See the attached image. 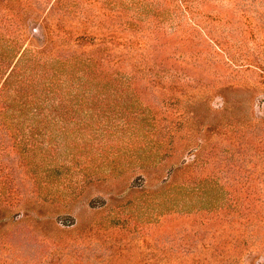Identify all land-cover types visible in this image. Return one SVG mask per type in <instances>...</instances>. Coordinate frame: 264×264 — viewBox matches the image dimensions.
I'll return each mask as SVG.
<instances>
[{"label": "rangeland", "instance_id": "374dc122", "mask_svg": "<svg viewBox=\"0 0 264 264\" xmlns=\"http://www.w3.org/2000/svg\"><path fill=\"white\" fill-rule=\"evenodd\" d=\"M0 264H264V0H0Z\"/></svg>", "mask_w": 264, "mask_h": 264}, {"label": "trees", "instance_id": "16d2710c", "mask_svg": "<svg viewBox=\"0 0 264 264\" xmlns=\"http://www.w3.org/2000/svg\"><path fill=\"white\" fill-rule=\"evenodd\" d=\"M32 87H30V89H31ZM31 93H33V92H31ZM35 97L37 96V93H36V91H35ZM32 99L33 98H31V99H29L30 100V102L28 103V104H30V105H28V106H26V107H24V110H23V112H22V114H23V116L25 117H31V118H35V116H37L36 115V111L35 110H37V108L38 107H40V103L39 102H33L32 101ZM13 104V103H12ZM11 104V106H10V108H14L15 106H13ZM25 106V105H24ZM29 115V116H28ZM31 118H26V119H28V120H34V119H31Z\"/></svg>", "mask_w": 264, "mask_h": 264}]
</instances>
